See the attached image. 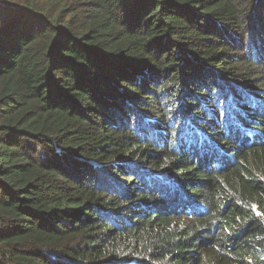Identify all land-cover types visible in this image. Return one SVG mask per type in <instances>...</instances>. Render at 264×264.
<instances>
[{
	"label": "trees",
	"instance_id": "16d2710c",
	"mask_svg": "<svg viewBox=\"0 0 264 264\" xmlns=\"http://www.w3.org/2000/svg\"><path fill=\"white\" fill-rule=\"evenodd\" d=\"M0 264H264V0H0Z\"/></svg>",
	"mask_w": 264,
	"mask_h": 264
}]
</instances>
